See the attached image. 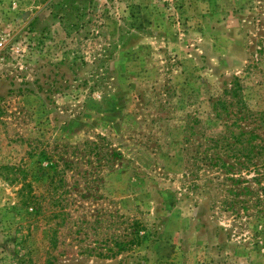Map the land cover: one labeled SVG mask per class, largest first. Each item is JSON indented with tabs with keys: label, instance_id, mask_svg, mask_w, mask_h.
<instances>
[{
	"label": "rangeland",
	"instance_id": "obj_1",
	"mask_svg": "<svg viewBox=\"0 0 264 264\" xmlns=\"http://www.w3.org/2000/svg\"><path fill=\"white\" fill-rule=\"evenodd\" d=\"M262 112L264 0H0V264H264Z\"/></svg>",
	"mask_w": 264,
	"mask_h": 264
},
{
	"label": "trees",
	"instance_id": "obj_2",
	"mask_svg": "<svg viewBox=\"0 0 264 264\" xmlns=\"http://www.w3.org/2000/svg\"><path fill=\"white\" fill-rule=\"evenodd\" d=\"M240 85H241L240 80L237 77L234 83V87L231 90L232 94H234L237 97V103H238V110L235 113L236 119L234 120V122L239 121V119L252 117L253 115L255 116V113H252L248 110L247 101L240 94L241 92L239 90ZM220 101H221L222 106L228 111V113L229 112L231 113L232 111L229 109L228 101H222V100ZM229 103H234V102L231 101ZM259 118L261 122H264V112H262V115ZM244 135H246V132L242 131L239 134V136H235L236 142L247 141L249 144H234L231 140V138H233L234 136H230V137L223 136L220 139L216 140V144H212L211 147L212 148L217 147V149L218 148L223 149L224 153L231 154L235 156L237 159H239L238 162L241 163L242 165H248L252 163L255 169L259 171L260 176L264 178V171H261L259 168L261 165H264V162L260 165L254 161V159L257 156L259 155L264 156V144H252L251 138H249L248 136L244 137ZM207 158L210 160V163L215 162V164H220L221 166L227 167L228 169L230 168L231 164H228L224 160L222 153H220V151L218 150L213 155H207ZM242 158H244L243 161H242ZM247 190H249V188ZM262 190H264V187L262 188ZM32 203H36V197H33L31 193L25 194L23 196L22 204L30 205ZM53 235H55V233ZM54 237H55V244H56L57 235H55ZM18 260L20 264L22 263V261L25 262L26 264L28 263L33 264L31 261H28L27 258H24L21 255H19ZM46 264H52V261L49 260L47 261Z\"/></svg>",
	"mask_w": 264,
	"mask_h": 264
}]
</instances>
